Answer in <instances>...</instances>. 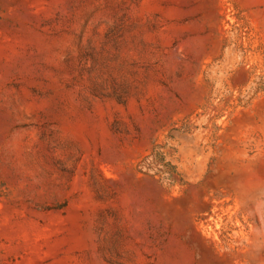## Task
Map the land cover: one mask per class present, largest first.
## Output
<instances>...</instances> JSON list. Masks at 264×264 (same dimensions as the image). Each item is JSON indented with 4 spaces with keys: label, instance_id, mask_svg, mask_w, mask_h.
Listing matches in <instances>:
<instances>
[{
    "label": "rangeland",
    "instance_id": "374dc122",
    "mask_svg": "<svg viewBox=\"0 0 264 264\" xmlns=\"http://www.w3.org/2000/svg\"><path fill=\"white\" fill-rule=\"evenodd\" d=\"M260 77L264 0H0V264H264Z\"/></svg>",
    "mask_w": 264,
    "mask_h": 264
},
{
    "label": "trees",
    "instance_id": "16d2710c",
    "mask_svg": "<svg viewBox=\"0 0 264 264\" xmlns=\"http://www.w3.org/2000/svg\"><path fill=\"white\" fill-rule=\"evenodd\" d=\"M251 88L253 93L250 98H253L258 92L264 91V77H260L258 81H254V86H252ZM178 130L179 129L177 128H173L171 131ZM169 137L172 139L174 138V135L170 134ZM162 149L163 146H154L151 153L142 158L138 163V168L140 172L155 171L156 174H160V181L167 182L170 185H174L177 181L174 178V175L178 176L181 181L183 180V178L178 172L176 165L166 157L167 155L162 151Z\"/></svg>",
    "mask_w": 264,
    "mask_h": 264
}]
</instances>
